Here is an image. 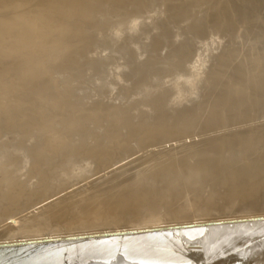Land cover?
Listing matches in <instances>:
<instances>
[{"label": "bare ground", "instance_id": "6f19581e", "mask_svg": "<svg viewBox=\"0 0 264 264\" xmlns=\"http://www.w3.org/2000/svg\"><path fill=\"white\" fill-rule=\"evenodd\" d=\"M139 8L142 9L138 10ZM143 10H145V13L147 12L146 14L149 13L148 16L152 14L153 18H148V16L143 14ZM138 12H142L140 15L143 14L147 18H143L144 16H140ZM127 15L129 17V22L127 21L128 17L127 20H124ZM156 15L162 16H159L161 17L160 19L157 17L159 19L157 20L154 19ZM163 16H165L164 19L166 20V23L168 22L170 24L171 28L173 27L175 30L179 29L177 32L181 35H187L191 41H201V44L200 42H196L197 44H200L196 47L198 49L200 46L201 49L204 46V43H208L211 38H215L214 36H216V38L219 36L220 40L222 39L228 45L230 44L231 47L234 42H238V47L236 44V47L234 46L236 49L234 48V51H232L235 52V54H237L236 51L238 52L236 59L233 58L234 60H232V62L235 63L234 67H238L237 65H239L241 63L240 60H242L243 65L244 62L246 63L244 67L248 68L247 71L250 69V72L246 71L247 78L251 75V77L248 78V82H253V80H250L252 74L255 76L253 83H255V80L262 75V81L264 82V0H0V121L3 123L5 122V125L3 124L4 127H0V241L16 239L34 240L38 237L64 238L78 235H101L110 232H122L124 230L153 227L160 224L172 225L196 221H215L220 219L249 218L256 216L264 217V124L257 125V122L253 127L242 128L241 130L235 129L232 133H228L229 131L225 132V128V131H218V128L225 124L222 123L223 125L220 126L221 122L218 120L220 124L219 126H216L214 115L216 118L218 115V117L224 118L223 109L220 107L217 109L218 114H214L212 111L214 115L208 113L211 114L212 117L206 119L215 121V125L212 122L214 126H204L203 128L197 127V129L196 127L194 128V121L191 116L194 114L191 112L193 111L192 109H197L198 106L199 108L201 106L204 107V110L203 108L202 110L205 112L207 107L205 108V105L202 104L203 102H200V95L202 93H198L199 95L197 96L199 97L196 98L197 100L194 102V99H192L193 96L191 97L189 95L188 90L187 93L190 96L188 101V98L186 97L189 96L185 95L182 91L184 88H179L181 86L178 84L180 83V80L176 81L178 83L175 82V85L178 84L179 87H173L174 85L172 83V91L169 92L165 89H170L167 85L171 83L169 82L167 84L166 81L168 80L165 79L166 86L165 89H162L164 85L162 86L160 83H163V81L157 85L159 79H157L156 83L154 80L155 76H153V78L149 77V73L142 71L145 66H142L141 68L138 67L142 69H139L141 73L138 75L141 76L135 78L133 73V68L135 67L128 65L127 68H129V71H127V68L126 71H122L121 68L123 67L119 64L121 68L113 69L115 70L112 73L113 77L111 75L112 79L114 78L113 81L107 80V77L103 75L104 78L106 77V81L102 77L103 82L98 83L99 80L97 81L98 77L96 74L99 65L98 67H95L97 68L96 74L95 72L92 74L89 73L91 76L96 75L97 78L94 76L90 77L92 80L95 78L97 82L92 83L95 79L93 81L90 79L92 81L90 82L91 84L85 83V87H80L83 91H81L83 93L81 97L78 98L72 90L71 92L77 97L76 99L72 98L71 100H74L71 102L68 99L71 98L70 96H73V94L70 92L71 94L69 98L64 100L68 95H65V93L62 92L64 94L62 95L67 97L63 99L59 94V99L62 98L64 101L68 100L71 103L70 105L66 104V106H62V104L59 105L60 100L58 99L57 101L59 103L56 105V98L54 99V101H56L55 104H52L54 101L51 104L54 105V107L60 106L57 108H61L59 110L55 109L58 113L56 119H54L56 116H53V119H50L52 116H47L52 114L51 112H47V110H49L48 107L50 106H48L46 110H42L44 105H42L43 107L41 106L42 108L40 107L42 104L41 101V104H35V108L39 105L42 112H47L45 115L47 114L46 118L50 119H47L49 122L52 121L49 124L51 127L54 125L52 128H45L49 122L41 111L40 113L44 118L43 121L46 120L45 122H48L47 125H45V122H39L41 119L39 114L32 115V113H34L33 111H38L39 107L36 110L35 108L34 110L31 109L29 117H25V114H29V103H31L29 100L27 101V99L31 97V99L35 101L37 100V96H39L36 94V97L34 95L36 99L32 98V93L34 92V89L32 88L33 84L39 85L40 82L41 86V82L44 80V77H46L41 74L42 71L46 69V67L48 69V67L52 66V63H49L48 61L54 59L57 60L56 57L52 59L53 56L48 61L45 59L48 52L51 55V51L54 50V48H57L59 42L63 43V41H58L57 39L65 40L66 38L68 42L71 40L69 38L72 37L73 34L78 33V35H83L84 33L83 36H85V33L90 35V32H94V34L95 32L103 34V32L108 33V31H114V29L117 33L119 32L123 36L134 33L139 34L149 30H160V33H162V31L166 30L165 28L168 26L163 22L164 19L162 20L164 24H161V22L158 23ZM115 18H119L118 21L117 19L115 20ZM152 19L155 20L154 22H158L154 24ZM78 20L79 22H77ZM110 33L112 35V32ZM160 33L159 35L161 36ZM163 34L165 35V33ZM248 35L253 37L252 40L255 42L254 45L256 44V46L249 45L253 43L252 40L249 41L251 38L247 37L249 40L246 41L251 42H248V45L254 48H245L247 44L245 36ZM98 36L100 35H97V37ZM105 38L106 37L103 39ZM79 39L80 38H78V40ZM92 39L90 38V40ZM207 39L208 41H206ZM217 39L215 42L211 39L213 41L211 42L216 43L218 42ZM156 40H158V38H156ZM204 40L205 42L202 43ZM169 41L173 42L174 40ZM133 42L134 41H132V43ZM118 43H120V41ZM212 43H210V45ZM221 43L223 42L220 41L219 46ZM192 44L194 45V43ZM78 45L80 46V44ZM148 45L150 44H147L146 47ZM100 46L101 45H99V47ZM142 46H144V44ZM208 46L206 45L207 49L210 48ZM180 47L181 46H179V48ZM214 47H216V45ZM231 47L228 46L229 49L227 50V47L223 49V47L217 46V48H220V51L223 49L222 53L224 54L225 51L231 52ZM60 48L62 49V47ZM116 48L118 51L122 50V52L126 49ZM175 48L173 50H175ZM183 48H185V46ZM190 48L192 49L194 47ZM74 49L76 48L74 47ZM205 49L206 48L203 50ZM203 50L201 51V54H196H200L201 56L203 53L205 58H208V54L212 55V53H208L210 49L207 51ZM60 52H62V50ZM122 52L121 54H118L120 57L123 55ZM177 52H180V49ZM204 52H207L206 55L208 56H206ZM78 53H80V51ZM112 53L114 52L112 51ZM213 53L217 54L218 52ZM83 54H85V52ZM182 54L184 55V53ZM182 54L180 55V58ZM224 54L219 52V57ZM57 55L55 54L54 56ZM197 57L199 59V56ZM201 57L200 59L203 61L206 60ZM39 58L42 59L40 62L43 61V65H40L42 63L38 64L37 60ZM64 58L66 57L64 56ZM108 58L107 60L109 61ZM252 59H257L258 62H256L257 60L252 62ZM79 60L81 59L79 58ZM150 60L151 59L148 61ZM180 60L181 59H178V61ZM202 60H200V64H202ZM210 60L213 61V57H210ZM71 61L73 60L71 59ZM117 61H119V59ZM36 62L40 65L39 67L35 64ZM206 62L207 61H205V64L203 62V64L208 66L206 65ZM230 62L228 63L230 64ZM255 62L258 64L255 65ZM61 65H63V63ZM152 65V67H154V64ZM155 65L157 67L158 64ZM204 65L201 66L205 67ZM243 65H241V68L244 69ZM64 66L67 67L68 65ZM93 66H90V68ZM147 66L146 68H148ZM149 66L151 67V64ZM166 66L161 65V67L165 68H161L160 70H166ZM102 67H107V65ZM130 67L133 69V72ZM63 68L64 67H62V69ZM67 68H65V70ZM95 68L91 70L95 71ZM157 68L155 69L154 67L156 72L160 67ZM101 69H99V71H101ZM65 70L62 71L66 72L67 70ZM104 70L105 69H103V71ZM110 70L112 71L111 68ZM204 70H207V68ZM225 70L228 69L225 68ZM147 71H149V69ZM151 71L153 72L154 70ZM244 72L245 71H243L242 74L245 76ZM73 73L75 74L76 72ZM101 73L102 71L99 74ZM131 73H133V75H131ZM259 73H262V75H259ZM76 74H80V72H77ZM178 75L179 78H176V76L175 78L182 79V76H180L181 74ZM222 75L223 74H221V76ZM13 76L16 77L15 80H13L14 82L12 79L10 80L11 77L14 78ZM81 76H78L77 78L82 79ZM223 76H225V74ZM111 77L109 76V78ZM230 77L227 79L229 87L233 82V80L230 82V79L233 78ZM72 78L75 79L74 76ZM156 78L160 77L156 75ZM244 78L246 79V77ZM244 78H240L241 80L239 79V87L241 86V82L244 81ZM145 79L146 82H148L147 86L153 84L151 89L154 88V92H146L147 87L145 86ZM150 79H153L155 82L153 83V81H151L150 83L148 81ZM168 79H172V77L169 76ZM176 79L173 80L175 81ZM86 80L88 79L86 78ZM259 80H261V78ZM259 80L257 81L258 83H255L254 85L259 86V83L261 84L262 82H259ZM11 81L13 84L10 83ZM83 81L81 80V82ZM235 81L237 82V80ZM128 82H130L129 87L131 89L127 88L128 84L126 83ZM244 82H247V80ZM73 83H75V81ZM122 83H125L127 86L125 87ZM64 84L65 83H63V85ZM114 84L118 87L121 85V88L119 87V89ZM224 84L221 85L222 88ZM151 86L152 85L149 87ZM238 86L236 83V87ZM260 86L257 88H260ZM144 87H146V89ZM149 87L148 90L150 89ZM227 87L228 86L225 85L224 89ZM248 87H250V85ZM248 87L244 88L249 90V93L252 89H255L253 88V85H251L250 88ZM36 88L37 87H35V91L37 92L41 90V87L37 90ZM71 88L73 89V87ZM78 88L79 87H77V89ZM114 88L119 90L115 92L117 89L115 90ZM194 89H196V87ZM219 89L221 88L219 87ZM242 89H240V91H242ZM262 89L264 90V88ZM262 89L257 93V96L259 97L258 99L260 100L264 99V91ZM70 90H67V92ZM143 90L145 92H143ZM161 90L169 93H162ZM225 91L223 90V92ZM233 91L235 90L233 89ZM236 91H238V89ZM78 92L79 89L77 93ZM112 92L117 95L116 101L119 103L118 105H113V102L111 103V101L115 100L114 97L112 98V94L110 95ZM211 92L214 93V91ZM221 92L220 94L223 93ZM227 92H225L224 95H226ZM231 92L232 90H230V93H227V95L229 94L232 96L233 94H231ZM254 94L256 95V93ZM107 95L111 96L110 98H112V100L108 98L109 96ZM213 95H215V93ZM249 95L246 94L243 99ZM106 96L110 99L109 101L106 99L110 104L105 101ZM134 96H138L139 98L136 97L135 99ZM211 96L212 95L210 94V97ZM257 96L256 98H253L254 100L249 96L248 99L253 100V102H251L252 104H246H249L248 108L256 103L254 101L257 99ZM43 97L40 95L42 101ZM96 97L97 100H94ZM46 98V100H50L47 96ZM98 98L100 100H98ZM101 98H104V100H101ZM232 99L233 97L228 99L227 96V98L224 99L225 102L222 100L218 102L216 100L218 103H215V100H213L215 104H220V102H222L224 106H227L224 103H226V101L229 102V100ZM234 99L237 100L236 97H234ZM246 99L247 98L244 100ZM63 100H61V103ZM186 101H188L189 104H184ZM237 102L234 103L239 105L240 102L239 104ZM244 102L245 101H243V103ZM34 103H37V101ZM45 103L48 102L45 101ZM228 104L230 105V103ZM241 105L243 106L242 103ZM211 106L210 108L215 107V105ZM217 106L218 105H216V108ZM262 107H264V105H261V108ZM52 108L53 107H51L50 110H52ZM199 108L197 110H200ZM243 108L245 109L246 107ZM261 108L260 106L258 107V109ZM66 109L69 111L66 112ZM190 109L191 111H189ZM234 110L236 111L237 109L235 108ZM23 111L28 112L24 114ZM187 111L192 114L190 115ZM249 111L251 110L249 109ZM254 111L256 114V109L252 110V112ZM196 112L199 113L198 115L202 113L199 111ZM35 116L38 118V120L36 119V122H38H34L37 125L30 123V119ZM194 116L196 118V114ZM258 116L262 117L261 114ZM244 117L245 116L243 115L242 118ZM221 118L219 119L221 120ZM226 119L228 120V117H226ZM32 120H35V118ZM196 120H198V117ZM245 120L248 119L245 118L239 123L242 124V122H246ZM204 122L206 121L204 120ZM262 122L264 123V121H261V123ZM39 123L40 125L38 126ZM195 123H197V121ZM200 123L203 124V122ZM41 124H44V128L40 127ZM243 124L245 125V123ZM227 125L225 127H227ZM230 125L235 126L236 124L230 123ZM240 127L238 126L239 129ZM187 138H189V140ZM171 142H176V145L169 146L166 144ZM165 144L168 146H163ZM150 148L157 149L153 150ZM53 199L55 200L53 201ZM48 201H50V203L44 204ZM41 204L44 205L39 210L25 215ZM12 219H16L17 221L12 223ZM258 234H264V222L235 224L226 228L209 230L208 234H206L208 242H205L204 245H206L207 250L210 249L212 245L213 248L216 247L215 250H221L228 246H239L251 242L256 239ZM205 240H207L206 237ZM261 248L255 247L254 251L257 255L263 256L264 252Z\"/></svg>", "mask_w": 264, "mask_h": 264}, {"label": "rangeland", "instance_id": "374dc122", "mask_svg": "<svg viewBox=\"0 0 264 264\" xmlns=\"http://www.w3.org/2000/svg\"><path fill=\"white\" fill-rule=\"evenodd\" d=\"M142 8H139L138 10H141ZM146 10V9H145ZM145 10H143L142 12H143V14H145L146 16H148L149 15V13L148 14H146L145 13ZM142 12H138L139 13V15H140V13H142ZM143 14H141L140 16H144ZM146 16H144L143 18H145ZM154 16V15H153ZM159 16H162V15H159ZM159 16H155L154 17V19H157V20H159L161 17H159ZM127 17H128V15L124 18V20L126 19L127 20ZM150 17H152V14H150V16H148V18H150ZM159 19H158V18ZM131 18V17H130ZM139 18V17H138ZM147 18V17H146ZM153 18V17H152ZM165 18V16H163V18L158 22V21H156V22H154L155 20H153L152 19V22L155 24V23H160L161 22V24L163 23V22H165L166 23V20L164 19ZM117 19V21H118V19L119 18H115V20ZM165 21H164V20ZM162 20H163V22H162ZM128 22H129V17H128V20H127ZM77 22H79V20L77 21ZM151 22V23H152ZM152 23V24H153ZM164 24V23H163ZM166 25H168L165 29L166 30H163L162 31V33H160L161 31L160 30H157V31H147V32H143V33H134V34H128L129 35V37H128V35H122V34H120L119 32L117 33V31L114 29V31H116V32H114L113 30L112 31H110V32H112V35H111V33L108 31V33L107 32H103V34L102 33H100V34H98L97 32H95V34H94V32L92 33V32H90L92 35H95V36H92L91 34L89 35V34H87V33H85V36H83L84 35V33H83V35L82 34H79L78 35V33L77 34H73V36L72 37H68L69 39H71V40H69L68 42H67V40H66V38H65V40H61V39H57L58 41H63V43L62 42H59V44H58V46H57V48H54V50H52L53 51V53H52V51H51V55H50V53L48 52V54L46 55V57H45V59L48 61V60H50V58L52 57V59H54V57H56L57 58V60L56 59H54V60H50V61H48L49 63H52L51 65V67H48V69H47V67H46V69H44L43 71H42V75L43 76H46V77H44V80H46V81H42L41 82V86H40V82H39V85L38 84H33V89H34V92L32 93V98L33 99H36L35 97H36V94L37 95H39V96H37V100H32L31 99V97H29V99H27V101L29 100V102H31V103H29V109H28V111H29V114H25L26 112H28V111H23V113L25 114V117H29V115L31 114V109L32 110H34V108H35V104L37 105L38 103L39 104H41V102H42V104L40 105V107L42 106V105H44V107H43V109L42 110H46V108L48 107V106H50V107H48V109L49 110H47V112H51V113H48V114H51V115H47V116H52V118H50V119H53V116L55 117L54 119H56L57 118V115H58V113H57V111H55V109L57 110H59V109H61V108H57V107H60V106H55L54 107V105H52V104H55V102L57 101V99L58 100H60V103L57 101V103H56V105L59 103V105L60 104H62V106L64 105V106H66V104L67 105H70L71 103H70V101L72 102L74 99H76V97L78 96V98L79 97H81L82 95H83V91H82V89L81 88H83V86L85 87V83H89V84H91L90 82H92L95 78H97V81L99 80V82L98 83H100V82H103L102 80V77L104 78V76H106L105 78L107 79V80H110V81H113L114 80V78L112 79V77H113V71H115V70H113L114 68L115 69H117V68H121V67H123V68H121L122 69V71L123 70H125L126 71V68L128 67V65L129 66H131V67H135V68H133L134 69V72H133V69H132V72L134 73V76H135V78H139L140 76H138L139 75V73H141V71L140 70H142V69H140L142 66L144 67L143 68V70L142 71H146L147 73H149V77H152L153 78V76H155L154 78V80L156 81V83H157V79H159L158 80V83H157V85H159V83L161 82V81H163V83H160V84H162V89L164 88L165 89V86H166V82H167V84L170 82L171 84H168L167 85V87L169 86V88L171 89H165L166 91L168 90L169 92H171L172 91V86L173 87H175V86H178V84L179 85H181L179 88L181 89V88H184V89H182V91L184 92V94L185 95H187V96H193V98L192 99H194V102L197 100L196 98H198L199 96H197V95H199L198 93H204L203 95L201 94L200 95V97L202 98V100H201V98H200V102L202 103V104H204L205 105V108L207 109V110H205V112L203 111L204 110V107H201L200 106V108H199V106L197 107V109L199 108L200 110H197V109H195V108H191L193 111H191V109L189 110V111H191L192 113H194V114H192V113H190V112H188L191 116H192V118H193V127L195 128L196 127V129H197V127H201V128H203L204 126H206V127H210V126H212L213 125V123H214V125H215V121H210V120H206V119H208V117H212V115L211 114H208V113H212V111H213V113L214 114H218V110L217 109H219L220 107L223 109V112L225 113H223V117L224 118H221V117H218L217 115V118L215 117V115H214V118H215V120H216V126L218 125L219 126V124H220V122H221V124H220V126L221 125H223L224 123V126H221V127H223V128H218L217 130L218 131H225V132H228V133H232V132H234L235 131V129H237V130H241L242 128L243 129H245V128H247V127H253L254 125H256L255 123H257V125L258 124H264L263 122L261 123V121H264V114H262V113H264V109H262V108H264V107H262L261 108V105L263 106L264 105V99H262L263 100V102H262V100H260V99H258L259 97L257 96V93H258V91H261V89L262 88H264L263 86H264V82L262 81V73H259V75H262V76H260L259 78H257V80H255V83H258L257 81L261 78V80H259V82L260 81H262L261 82V84L259 83V86H260V88H257V87H259L258 85H254L255 83H253L254 82V77L255 76H253V74H252V78L250 79L251 81L253 80V82H248L249 80H248V78H250L251 77V75L247 78V76H246V73L247 72H250V69H249V71H247L248 70V68H246V67H244V65H246V63L244 62V65H243V61L242 60H240V66L239 65H237L238 67H234V64L235 63H233L232 62V60H234L233 58H235L236 59V56L238 55V52L236 51V53L237 54H235V52H232V51H234V48L236 47V44H237V47H238V42L236 43V42H234L233 43V46L231 47V45L229 44H227V43H225L222 39L220 40V38H219V36L216 38V36H214L215 38H211L214 42L216 41V39L218 40V42H216V43H212L213 41L210 39V38H208V39H210L209 41H210V43H212L213 44V46H212V44L210 45V43H209V41H208V39L206 40V41H208V43L207 42H205V40L202 42V43H204V46L201 48L202 50L204 49V48H206L205 50H203V51H207V50H211V52H210V50H209V52L208 53H212V55L211 54H208L210 57H213V61H211L210 60V57L208 56V55H206V53L204 52V54L206 55V56H208V58L206 57H204L203 56V53H202V57L204 58V60L205 61H207L206 63V65H208V66H205L204 64H205V61H203L202 59H200V54H201V49H200V47H199V49L198 48H196V47H198L200 44H201V41H195V40H190V38L186 35L185 36V34H180V33H178L177 31H179V29L177 30H175V28L173 29V27L171 28L170 27V24L167 22L166 23ZM173 26V25H172ZM171 30H170V29ZM170 31V32H169ZM96 33H97V35H100V36H98L97 37V35H96ZM117 33V34H116ZM151 33V34H150ZM156 33V34H155ZM159 33L161 34V36L159 35ZM163 33H165V35L163 34ZM178 33V34H177ZM106 34V35H105ZM109 34V35H108ZM137 34V35H136ZM144 34V35H143ZM152 34H154V35H157V36H154V35H152ZM171 34V35H170ZM173 34H175L176 35V37H175V35H173ZM75 35V36H74ZM82 35V36H81ZM88 35V36H87ZM103 35H104V37H106L105 39H103L104 37H103ZM107 35H108V37H107ZM135 35V36H134ZM141 35H142V37H141ZM152 35V36H151ZM168 35V36H167ZM173 35V36H172ZM177 35H179V36H177ZM145 36V37H144ZM148 36H149V38H148ZM167 36V37H166ZM184 36V37H183ZM84 37V38H83ZM86 37V38H85ZM92 39V40H90V38ZM101 37V38H100ZM115 37V38H114ZM119 37H121V38H119ZM139 37V38H138ZM151 37V38H150ZM188 37V38H187ZM246 38L247 37H249V38H251L250 40L247 38H245V41L246 40H249V41H251L252 39H253V37L252 36H245ZM75 38V39H74ZM78 38H80L79 40H78ZM87 38H88V40H87ZM95 38V39H94ZM110 39V41H109V39ZM117 38V39H116ZM131 38H132V40H131ZM144 38H145V40H144ZM156 38H158V40H156ZM163 38H164V40H163ZM174 40H172V39ZM175 38H176V40H175ZM187 38V39H186ZM108 39V40H107ZM119 39V40H118ZM127 39V40H126ZM135 39H136V41H135ZM150 39V40H149ZM154 39V40H153ZM182 39V40H181ZM186 39V40H185ZM215 39V40H214ZM81 40V41H80ZM84 40V41H83ZM97 40V41H96ZM101 40V41H100ZM102 40H104V41H102ZM168 42H167V41ZM169 40H171V41H173L175 44H177V45H175L173 42H170ZM76 41V42H75ZM90 41V42H89ZM91 41H92V43H91ZM108 41V42H107ZM117 41V42H116ZM120 41V43H118ZM132 41H134L133 43H132ZM139 41V42H138ZM145 41V42H144ZM153 41V42H152ZM157 41H158V43H157ZM161 41V42H160ZM163 41H164V43H163ZM183 43H182V42ZM194 41V42H193ZM212 41V42H211ZM220 41L221 42H223V43H221L220 44V46H219V43H220ZM248 41V42H249ZM72 42V43H71ZM79 42V43H78ZM81 42V43H80ZM103 42V43H102ZM114 43V44H112V43ZM125 42V43H124ZM127 42V43H126ZM129 42V43H128ZM148 42V43H147ZM160 42V43H159ZM181 42V43H180ZM190 42H192V43H194V45L192 44V43H190ZM196 42H200V44H197ZM247 41H246V43H243V44H246V46H245V48H247V47H250V46H252V45H254V43L255 42H253V40H252V42L253 43H251V42H249V43H251V44H249ZM67 43V44H66ZM76 43V44H75ZM89 43V44H88ZM97 43V44H96ZM155 43V44H154ZM157 43V44H156ZM162 43V44H161ZM169 43V44H168ZM179 43V44H178ZM195 43H196V45H195ZM218 43V44H217ZM63 44H66V45H63ZM78 44H80V46L78 45ZM121 44V45H120ZM124 44V45H123ZM133 44V45H132ZM144 44V46H142ZM147 44H150V45H148L147 47H146V45ZM172 44H174V45H171ZM189 44V45H188ZM216 45V47H214L215 45ZM223 44H224V46H223ZM225 44H226V46H225ZM250 46H249V45ZM74 45V46H73ZM76 45V46H75ZM90 45V46H89ZM99 45H101L100 47H99ZM104 45V46H103ZM108 45V46H107ZM112 45H114V46H112ZM119 45V46H118ZM128 45H130V46H128ZM156 45V46H155ZM181 46L180 48H179V46ZM182 45H184L185 46V48H183L184 46H182ZM192 45V46H191ZM203 45V44H202ZM206 45L208 46V47H210V48H208L207 49V47H206ZM222 45V46H221ZM66 48H65V47ZM79 46V47H78ZM84 46V47H83ZM102 46H103V48H102ZM110 46V47H109ZM136 48H135V47ZM159 46H160V48H159ZM170 46V47H169ZM177 46V47H176ZM186 46H187V48H186ZM217 46L218 47H223V49L225 48V47H227L226 49L228 50L229 48H228V46L229 47H231L230 49V51L231 52H228V51H225V54L224 53H222V51H223V49L220 51V48H217ZM235 46V47H234ZM244 46V45H243ZM254 46H256V44L254 45ZM60 47H62V49L60 48ZM65 49H64V48ZM74 47L76 48V49H74ZM85 47H86V49H85ZM94 47V48H93ZM99 47V48H98ZM116 47H118L119 49L121 48V49H125L124 50V52H122V50H120V51H118V49L116 48ZM123 47V48H122ZM130 47V48H129ZM132 47H134V48H132ZM149 47V48H148ZM170 49H169V48ZM176 47V48H175ZM189 47V48H188ZM190 47H194V48H190ZM258 47V46H257ZM92 48V49H91ZM108 49V51H107V49ZM114 48V49H113ZM152 48V49H151ZM172 48V49H171ZM175 48V50H173ZM214 48V49H213ZM250 48H254V47H250ZM57 49V50H56ZM62 50V52H60L61 50ZM71 49V50H70ZM110 49V50H109ZM113 49V50H112ZM116 49V50H115ZM157 49V50H156ZM163 49H164V51H163ZM179 49H180V52H177V51H179ZM183 51H182V50ZM191 49V50H190ZM216 49V50H215ZM219 51H218V50ZM236 49V48H235ZM69 50V51H68ZM75 50V51H74ZM85 50V51H84ZM136 52H135V51ZM170 50H171V52H170ZM188 50H190V51H188ZM201 50V51H200ZM214 50V51H213ZM248 50V49H247ZM80 51V53H81V55H80V53H78ZM91 51V52H90ZM101 51V52H100ZM112 51L114 52V53H112ZM126 51V52H125ZM130 51V52H129ZM158 51H160V52H158ZM193 51H194V54H193ZM253 51V50H252ZM54 52H55V54L57 55V53H58V55L57 56H54L55 54H54ZM77 54H79V55H77ZM85 52V54H83ZM105 52H106V54H105ZM116 52V53H115ZM121 52H122V54L123 55H121V57H120V55H118V54H121ZM132 52V53H131ZM142 52V53H141ZM158 52V53H157ZM172 53V54H169V53ZM174 52H175V54H174ZM192 52V53H191ZM213 52H218L217 54H215V53H213ZM219 52L221 53V54H224L223 56L222 55H220L221 57H219ZM70 53V54H69ZM71 53H73V54H71ZM91 53H93V54H91ZM102 53H104V54H102ZM109 53H110V55H109ZM126 53V54H125ZM129 53V54H128ZM133 53H134V55H133ZM156 53V54H155ZM161 53H162V56H161ZM168 53V54H167ZM182 53H184V55L182 54ZM198 53H200L199 55H197ZM230 55H229V54ZM52 54H54V55H52ZM62 54V55H61ZM87 54V55H86ZM115 54V55H114ZM116 54H117V56H116ZM165 54H166V57H165ZM179 54V55H178ZM182 54V56H181V58H180V55ZM187 54V55H186ZM192 54V55H191ZM233 54V55H232ZM50 55V56H49ZM93 55V56H92ZM100 55H101V57H100ZM107 55H109V56H107ZM131 55V56H130ZM137 55V56H136ZM155 55H157V56H155ZM172 55V56H171ZM175 55H178V56H175ZM214 55H216V56H214ZM230 57H229V56ZM64 56L66 57V58H64ZM106 56V57H105ZM111 56H112V59H116L115 61L114 60H112L111 59ZM115 56V57H114ZM119 56V57H118ZM132 56H134V57H136V58H134V57H132ZM139 56V57H138ZM150 56V57H149ZM161 56V57H160ZM174 56V57H173ZM190 58H189V57ZM193 56V57H192ZM197 56H199V59H198V57ZM234 56V57H233ZM104 57V58H103ZM109 57V58H108ZM130 57H131V60H130ZM138 57V58H137ZM173 57V58H172ZM179 57V58H178ZM184 57V58H183ZM192 57V58H191ZM201 57V58H202ZM215 57H218V58H215ZM49 58V59H48ZM59 58H60V60H59ZM75 60H74V59ZM77 58V59H76ZM79 58L81 59V60H79ZM88 58V59H87ZM92 58H93V60H92ZM103 58V59H102ZM107 58L109 59V61L107 60ZM169 58V59H168ZM178 58V59H181L180 61H178V59H177V61H178V63H177V61L175 62V60ZM186 58V59H185ZM226 58V59H225ZM232 58V59H231ZM242 58V57H241ZM63 59V60H62ZM64 59H65V61H64ZM66 59H67V61H68V64H67V61H66ZM71 59L73 60V61H71ZM96 59V60H95ZM119 59V61H117ZM120 59H122V60H120ZM125 59H127V60H125ZM136 59V60H135ZM139 59V60H138ZM143 59H144V61H146V62H144L143 61ZM149 59H151L150 61H148ZM159 59V60H158ZM165 59V60H164ZM183 59V60H182ZM185 59V60H184ZM192 61H191V60ZM196 59V60H195ZM210 61H208V60ZM229 59V60H228ZM255 59V58H254ZM254 59H252V62H254V61H256V60H254ZM42 59L41 58H39L37 61H38V64H40V63H42V64H40V65H43V61L42 62H40ZM58 62H56V61ZM84 60V61H83ZM125 62H124V61ZM160 60H162V61H160ZM164 60V61H163ZM174 60V61H173ZM199 60V61H198ZM200 60H202L201 61V63L202 64H200ZM218 60V61H217ZM61 61H63V62H61ZM77 61V62H76ZM91 61V62H90ZM98 61V62H97ZM100 61H101V64H100ZM114 61V62H113ZM123 61V62H122ZM130 61V62H129ZM158 61V62H157ZM188 61V62H187ZM214 61H216L217 62V64H216V62H214ZM226 61V62H225ZM231 61V62H230ZM53 62H54V64H53ZM69 62H70V64H69ZM86 62H89L90 63V65H89V63H86ZM93 62V63H92ZM110 62V63H109ZM119 62V63H118ZM122 62V63H121ZM140 62H142V63H140ZM170 62V63H169ZM173 62H174V64H173ZM183 62V63H182ZM203 62H204V64H203ZM221 62V63H220ZM228 62H230V64L228 63ZM236 62V61H235ZM256 62H258V60L256 61ZM255 62V65H257L258 63H256ZM57 65H56V64ZM63 63V65H61ZM78 63H79V65H78ZM99 63V64H98ZM129 63V64H128ZM132 65H131V64ZM147 63H149V64H147ZM161 63V64H160ZM180 63V64H179ZM186 63H188V64H186ZM194 63V64H193ZM209 63V64H208ZM211 63H213V64H211ZM228 63V64H227ZM35 64H37V62L35 63ZM37 64V66L39 67L40 65H38ZM59 64H60V66H59ZM111 64V65H110ZM118 64V65H117ZM119 64L121 65V67L119 66ZM124 66H123V65ZM126 64V65H125ZM134 64H136V65H134ZM151 64V67L149 66ZM152 64H154V67H155V69L158 67H160L158 70H157V72H156V70L154 69V67H152L153 65ZM155 64H158L157 65V67H156V65ZM168 64H170V65H168ZM222 64V65H221ZM227 64V65H226ZM231 64H232V66H231ZM64 65H68L67 67H65ZM93 65H95V66H93ZM97 65V66H96ZM102 66H106L107 65V67L109 66L111 69H112V71L110 70V68L108 67H102V69H101V67ZM117 65V66H116ZM138 65V66H137ZM140 65V66H139ZM148 65V66H147ZM161 65H167L166 66V70H160L161 68L162 69H164L163 67H161ZM185 65V66H184ZM204 65L205 67H202V66ZM211 65V66H210ZM213 65V66H212ZM229 65V66H228ZM241 65H243V67H244V69L243 68H241L242 66ZM57 68H56V67ZM64 67L63 69H62V67ZM90 66H93V67H91L90 68ZM99 66V67H98ZM146 66L148 67V68H146ZM172 68H171V67ZM179 66V67H178ZM188 66V67H187ZM190 66V67H189ZM193 66V67H192ZM215 66V67H214ZM221 66V67H220ZM227 66V67H226ZM248 66V65H247ZM43 67V66H42ZM55 67V68H54ZM69 67H71V68H69ZM78 67V68H77ZM95 67H98L99 69H101V71H102V73L101 74H99L101 71H99V69H98V71H97V68H95ZM113 67V68H112ZM124 67H125V69H124ZM138 67H140V68H138ZM151 69H150V68ZM175 67V68H174ZM183 67V68H182ZM187 67V68H186ZM218 67V68H217ZM224 67V68H223ZM234 67V68H233ZM53 68H54V71H53ZM60 68H61V70H60ZM65 68H67L66 70H65ZM76 70H75V69ZM86 68V69H85ZM88 68H89V70H88ZM93 68H95V71L94 70H91V69H93ZM145 68H146V70H145ZM190 68H191V70H190ZM205 68H207V70H204ZM212 68V69H211ZM216 68V69H215ZM225 68L226 69H228V70H225ZM241 68V69H240ZM58 69V70H57ZM79 69V70H78ZM85 69V70H84ZM103 69H105L104 71H103ZM130 69V70H131ZM140 69V70H139ZM149 69V71H147ZM182 69V70H181ZM199 69V70H198ZM240 69V70H239ZM60 70V71H59ZM62 70H65L66 72H64V71H62ZM78 70V71H77ZM88 70V71H87ZM138 70V71H137ZM151 70H154L153 72L151 71ZM160 70V71H159ZM178 70V71H177ZM190 70V71H189ZM193 70V71H192ZM194 70H196V71H194ZM0 71H1V69H0ZM44 71H47V72H44ZM57 71V72H56ZM83 71V72H82ZM85 71V72H84ZM87 71V72H86ZM90 71V72H89ZM96 71H97V74H96ZM107 71V72H106ZM110 71V72H109ZM116 71H118V70H116ZM121 71V70H120ZM127 71H129V68H127ZM140 71V72H139ZM151 71V72H150ZM159 71V72H158ZM164 71V72H163ZM221 71V72H220ZM226 71V72H225ZM231 71V72H230ZM238 71V72H237ZM243 71H245L244 73H245V76H244V74H242L243 73ZM247 71V72H246ZM61 72V73H60ZM68 72H70V73H68ZM73 72H80V74H74ZM81 72H82V74H81ZM95 72V74L97 75V77H96V75L94 76L95 78H93V80H92V78L91 77H93V76H91L90 74H92V73H94ZM99 72V73H98ZM104 72H106V73H104ZM138 74H137V73ZM162 72V73H161ZM182 72V73H181ZM183 72H185V73H183ZM197 72V73H196ZM212 72V73H211ZM233 72V73H232ZM51 73V74H50ZM54 73V74H53ZM63 73V74H62ZM89 74V76H88V74ZM104 73V74H103ZM133 73H131V75H133ZM152 73H154V74H152ZM156 73H159V74H156ZM188 73V74H187ZM193 73H194V75H193ZM203 75H202V74ZM230 73V74H229ZM46 74V75H45ZM72 74V75H71ZM151 74V75H150ZM157 76H159L160 78H156V75ZM178 74H181L180 76H182V79H176V78H179V75ZM183 74V75H182ZM201 75V76H199V75ZM218 74V75H217ZM221 74H225V76H221ZM229 74V75H228ZM232 74V75H231ZM234 74V75H233ZM248 74H251V73H248ZM55 75H57V76H55ZM68 75H70V76H68ZM75 75H77V76H75ZM82 75V76H81ZM83 75H84V78H83ZM85 75H87V76H85ZM104 75V76H103ZM111 75H112V77H111ZM138 77H137V76ZM230 75H231V77H230ZM237 75V76H236ZM53 76V77H52ZM65 77V79H64V77ZM74 76V78L75 79H73L72 77ZM82 77V79H80V78H77V77ZM91 76V77H90ZM109 76L111 77V78H109ZM133 76V77H134ZM162 76V77H161ZM169 76L170 77H172V79H168L169 78ZM175 76H176V78H175ZM187 76V77H186ZM204 76V77H203ZM215 76V77H214ZM239 76H240V78L241 79H243L244 77H246V79L244 78V81H246L247 80V82H244L243 80V82H241V86L243 87V89H242V87L240 86H238V85H240V81H239ZM14 77V76H13ZM50 77V78H49ZM52 77V78H51ZM61 77V78H60ZM90 77V78H89ZM100 77H101V81H100ZM196 77V78H195ZM200 77V78H199ZM206 77H208V78H206ZM212 77V78H211ZM229 77L230 78H232V79H230V82H231V80H233V82H232V85H231V83H230V87H229V85H228V80L227 79H229ZM15 78L16 77H14V78H10V80L12 79V81L13 80H15ZM54 78V79H53ZM56 78V79H55ZM58 78H60V79H58ZM71 78V79H70ZM86 78L88 79V80H86ZM104 78V79H105ZM109 78V79H108ZM181 78V77H180ZM207 80H206V79ZM237 78H239V79H237ZM83 79H84V81H83ZM92 81H91V80ZM106 79H105V81H106ZM160 79H162V80H160ZM168 80V81H166V80ZM173 79H176L175 81L173 80ZM199 79V80H198ZM213 79V80H212ZM240 79V80H241ZM54 80H56V81H54ZM63 80V81H62ZM69 80V81H68ZM73 80V81H72ZM81 80L83 81V82H81ZM138 80V79H137ZM170 80V81H169ZM171 80H172V82H171ZM178 80H180L179 82L180 83H178V82H176V81H178ZM198 80V81H197ZM205 80V81H204ZM235 80H237V82L235 81ZM12 81L10 82V83H12ZM55 82V84H54V82ZM62 81V82H61ZM70 81H71V83H70ZM75 81V83H73ZM86 81H88V82H86ZM96 81V79H95V81H93L92 83H96L97 82ZM109 81V82H110ZM150 83H151V81H153V79H150V80H148ZM155 81H153V83L155 82ZM166 81V82H165ZM207 81V82H206ZM211 81V82H210ZM212 81H213V83H212ZM14 82V81H13ZM53 82V83H52ZM145 86L147 87V89H146V87H144L147 91L146 92H154V88L153 89H151L152 87H153V84H150V85H152L151 87H149V86H147V84H148V82H146V79H145ZM178 83L177 85H175L176 83ZM189 82V83H188ZM198 84H197V83ZM44 83H45V85H44ZM50 83V84H49ZM61 83V84H60ZM63 83H65L64 85H63ZM71 84V86H70V84ZM72 83H73V85H72ZM79 83V84H78ZM80 83H81V85H80ZM82 83H83V85H82ZM111 83H113V82H111ZM129 83L130 82H128V83H126V84H128V86L125 84V83H122L123 85H125V87L127 86V88H130L129 87ZM172 83H173V85H172ZM182 83V84H181ZM183 83H185V84H183ZM196 83V84H195ZM224 83H226V84H224ZM236 83H237V86L238 87H236ZM243 83V84H242ZM244 83H245V86H244ZM247 83V84H246ZM13 84V83H12ZM52 84V85H51ZM54 84V85H53ZM76 84V85H75ZM89 84H86V85H89ZM194 84V85H193ZM217 85V86H215V85ZM224 84V86L225 85H227L228 87V89L227 88H225L224 89V86H223V88H222V86L221 85H223ZM36 85H38V86H36ZM51 85V86H50ZM67 87H66V86ZM78 85V86H77ZM80 85V86H79ZM115 85V84H114ZM189 85V86H188ZM196 85V86H195ZM234 85V86H233ZM250 85V87H251V85H253V88H255V89H250L251 90V92L249 93V90H246V88H244V87H248ZM44 86H45V88H44ZM47 86V87H46ZM53 86H54V88H53ZM62 86V87H61ZM70 86V87H69ZM75 86V87H74ZM116 86V85H115ZM114 86V87H115ZM121 86V85H120ZM119 86V87H120ZM131 86V85H130ZM183 86V87H182ZM233 86V87H232ZM35 87H37L36 88V90L37 89H40L39 87H41V90H39V92H37V91H35ZM49 87V88H48ZM56 87H57V89H56ZM71 87H73V89L71 88ZM77 87H79L78 89H79V92L81 93H77V91H78V89H77ZM81 87V88H80ZM116 87H118V86H116ZM118 87V88H119ZM132 87V86H131ZM148 87L150 88L149 90H148ZM191 87V88H190ZM196 87V89H194ZM219 87L221 88V89H223L225 92H227V93H230V90H232V92H231V94H233L232 96H230L229 94L227 95V93H226V95H224L225 94V92H223V90H221V89H219ZM250 87H248V88H250ZM47 88V89H46ZM63 88V89H62ZM70 90V91H68L67 92V90ZM121 88V87H120ZM119 88V89H120ZM143 88V89H144ZM159 88L161 89V87L159 86ZM158 88V89H159ZM238 89V91H236L237 89ZM247 88V89H248ZM53 89H55L56 90V92H55V90H53ZM115 90L117 89V88H114ZM119 89H117L115 92H117ZM131 89V88H130ZM215 89H217V90H215ZM233 89L235 90V91H233ZM240 89H242V91H240ZM44 90V91H43ZM53 90V91H52ZM73 90V91H72ZM76 90V91H75ZM185 90H186V92H185ZM188 90H189V92H188ZM223 94V98H222V94H220V92ZM254 90H257V91H254ZM263 90V89H262ZM33 91V90H32ZM64 91H66V92H64ZM74 92V94L75 95H77V96H74V94L72 93V92ZM82 91V92H81ZM164 91V90H163ZM162 90H161V92L162 93H169V92H166V91H164L163 92ZM211 91H214V93H215V95H213L214 93L213 92H211ZM264 91V90H263ZM262 91V92H263ZM37 92V93H36ZM65 93V95H68V97L67 96H65V97H67V98H65L63 95V93ZM73 94V96H70V94L71 93ZM143 92H145L144 90H143ZM149 92V93H150ZM189 93V95H188V93ZM210 92V93H209ZM218 92V93H217ZM241 92V93H240ZM246 92H248V93H246ZM39 93H42V94H39ZM47 93H50V94H47ZM53 93H54V95H53ZM77 93V94H76ZM113 93L114 92H112V93H110V95L112 96V98L114 97V101L115 102H117L116 101V97H117V95H115L116 93H114V96H113ZM187 93V94H186ZM207 95H206V94ZM238 95H237V94ZM246 95H249V96H251V98L253 99V98H256V96H257V99L254 101V102H256L254 105H252V107L250 106L249 108H248V105H246L247 103H251V102H253V100H251V99H248L249 98V96L247 97H245V98H247L246 100H244L243 99V97L245 96L244 94ZM254 93H256V95L254 94ZM48 97V98H50V100L48 101V100H46L47 98H46V96ZM58 94V95H57ZM59 94H60V97H62L64 100H66V99H68L69 98V96L71 97V98H69L68 100H70V101H64L62 98L61 99H59L60 97H58L59 96ZM63 94V95H62ZM78 94H80V95H78ZM210 94L212 95L211 97H210ZM220 94V95H219ZM241 94H242V96H241ZM255 96H254V95ZM263 94H264V92H263ZM34 95H35V97H34ZM40 95H41V97H43V101H42V99H40ZM208 95H209V97H208ZM217 95V96H216ZM220 97H219V96ZM244 95V96H243ZM52 96H53V98H52ZM57 96V97H56ZM107 96H109V95H107ZM107 96H106V98H105V101L107 102V100L106 99H108V98H110L111 96H109L108 98H107ZM190 96L189 97H186V98H188L187 100L189 101V98H190ZM204 96V97H203ZM205 96H206V98H205ZM216 98H214V97ZM227 96H228V99H230V97H233V99H234V97H236L237 98V100L236 99H232V100H229V102L228 101H226V103H224L225 101H224V99L225 98H227ZM238 96V97H237ZM137 98H139L138 96H136ZM136 97L134 96V98L136 99ZM141 97V96H140ZM225 97V98H224ZM39 98V99H38ZM56 98V101H54V99ZM72 98H74L73 100H71ZM112 98H110L111 100H112ZM204 98V99H203ZM207 98H208V100H209V102H208V100H207ZM221 98V99H220ZM264 98V97H263ZM97 100V97L96 98H94V100ZM104 100V98H101V100ZM110 99H108V101L110 100ZM133 99V98H132ZM215 100V103L218 101H220V100H222V101H224L223 103L225 104V105H227V106H224L223 104H222V102H220V104H215L214 103V100ZM52 100V101H51ZM61 100H63L62 101V103H61ZM94 100H92V101H94ZM98 100H100L99 98H98ZM134 100V99H133ZM132 100V101H133ZM212 100V101H211ZM217 100V101H216ZM227 100V99H226ZM241 100H242V102H241ZM249 100H250V102H249ZM258 100V101H257ZM37 101V103H34V102H36ZM39 101V102H38ZM41 101V102H40ZM45 101L46 102H48V103H45ZM54 101V102H53ZM105 101H103L104 103H106ZM114 101H111V103L113 102V105H118L119 103L117 102V103H115ZM188 101H186L184 104H186V103H188ZM237 101H239L240 102V104H239V102H237ZM243 101H245L244 103H243ZM246 101H248V102H246ZM34 104H33V103ZM53 102V103H52ZM67 102H69V103H67ZM208 102V103H207ZM211 102H212V106L213 105H215V107L213 108L212 106H211ZM217 102V103H218ZM234 102H237L239 105H237L236 103H234ZM47 105H45V104ZM52 103V104H51ZM63 103H65V104H63ZM108 103V102H107ZM115 103V104H114ZM209 103H210V105H209ZM214 103V104H213ZM228 103H230V105L228 104ZM241 103L243 104V106L241 105ZM260 103H261V105H260ZM263 103V104H262ZM30 104H31V106H30ZM50 104V105H49ZM108 104H110V103H108ZM189 104V103H188ZM201 104V105H202ZM206 104H208V105H206ZM237 105V106H235V105ZM252 104V103H251ZM250 104V105H251ZM112 105V104H111ZM216 105H218L217 106V108H216ZM232 105V106H231ZM260 106V108L262 109H258V107ZM34 106V107H33ZM210 106L212 107V108H210ZM223 106H224V108H223ZM239 106V107H238ZM256 106V107H255ZM39 107V105L35 108V110L37 109ZM40 107H39V109H38V111L36 110V111H33L34 113H32V115L33 114H36V115H38L39 114V116H40V118L42 119H40L39 120V122L41 123H44L47 119H49V118H46V115H45V113H47L46 111H41L40 110ZM41 107V108H42ZM51 107H53L52 108V110H53V112H52V110H50V108ZM225 107H226V110H225ZM229 107V108H228ZM243 107H246L245 109H246V111H245V109L243 108ZM202 108H203V110H202ZM216 108V109H215ZM237 109L236 111L234 110V109ZM239 108H240V110H239ZM242 108V109H241ZM252 108V109H251ZM256 109V114H257V116L259 115V114H261L262 115V117L261 116H258V118H257V116H256V114H255V111L254 112H252V110H255ZM68 109H69V107H68ZM68 109H66L67 111L66 112H68L69 110ZM210 109H212V110H210ZM228 109V110H227ZM230 109H231V112H230ZM249 109L251 110V111H249ZM199 111L201 114L200 115H198L199 113L198 112H196V111ZM202 110V111H201ZM233 110V111H232ZM240 112H239V111ZM258 110V111H257ZM40 111H41V113H44V117L46 118V120L45 121H43V115H41V113H40ZM235 111V112H234ZM261 111V112H260ZM35 112H38V113H35ZM233 112H234V114H233ZM242 112V113H241ZM247 112V113H246ZM252 112V113H251ZM258 112H260V113H258ZM55 113H57V114H55ZM245 113V114H244ZM251 115H250V114ZM196 114V118H195V115ZM207 114H208V116H207ZM249 115V116H247V115ZM28 115V116H27ZM233 115H235V116H233ZM241 115H242V117H243V115L245 116L244 118H242L241 117ZM201 116V117H200ZM248 118H247V117ZM197 117H198V120H199V122H198V120H196L197 119ZM199 117H200V119H199ZM205 117V118H204ZM207 117V118H206ZM226 117H228V120L226 119ZM236 117V118H235ZM251 117V118H250ZM254 117V118H253ZM256 117V118H255ZM35 118V120H32V119H34ZM204 118V119H203ZM219 118H221V120L219 119ZM230 118V119H229ZM238 118H240V119H238ZM248 119V120H245L246 122H242V124L241 123H239V122H241L243 119ZM32 119H30V123L31 124H34V125H37V124H35L34 122H36V119L38 120V118H37V116H35V117H32ZM49 119V120H50ZM111 119V118H110ZM222 119H223V121H222ZM226 119V120H225ZM234 119V120H233ZM254 119H255V122H254ZM257 119H258V121H257ZM49 120H47L48 122H49ZM197 121V123H195L196 121ZM203 120V121H202ZM204 120L206 121V122H204ZM220 122H219V121ZM237 120V121H236ZM239 120V121H238ZM249 120H251V121H249ZM253 120V121H252ZM261 120V121H260ZM227 121V122H226ZM229 121V122H228ZM232 121V122H231ZM38 122V121H37ZM36 122V123H37ZM47 122V123H48ZM52 121H50L49 123H48V125L51 123ZM200 122H203V124L202 123H200ZM208 122V123H207ZM213 122V123H212ZM260 122V123H259ZM40 123L38 124V126L40 125ZM46 123V122H45ZM47 123L45 124V125H47ZM196 125H195V124ZM223 123V124H222ZM230 123L231 124H236L234 127L233 126H231L230 125ZM243 123H245V125L243 124ZM248 123V124H247ZM252 123V124H251ZM5 125V122L3 123V122H1L0 121V127H4V125ZM54 124H56V123H54ZM207 124V125H206ZM227 124H229V125H227ZM241 124V125H240ZM249 124H251V125H249ZM3 125V126H2ZM45 126V128L46 127H51V125H49V126ZM213 125V126H214ZM227 125V127H225ZM44 126V124L42 125L41 124V126L40 127H43ZM54 125H52V127H53ZM238 126L240 127V129L238 128ZM51 127V128H52ZM44 128V127H43ZM198 128V129H199ZM224 128H225V130H224ZM48 129H50V128H48ZM220 129H222V130H220ZM227 129H229V130H227ZM216 130V131H217ZM232 130V131H231ZM196 131V130H195ZM198 132V131H197ZM24 133V132H23ZM190 133V132H189ZM191 138V137H190ZM188 140H189V138H187ZM172 143V144H171ZM171 143H166V144H168L169 146L170 145H176L175 143L176 142H171ZM163 145V146H168V145ZM161 147V146H160ZM158 148H159V146H158ZM150 149H153V148H150ZM155 149H157V148H154L153 150H155ZM150 151H152V150H150Z\"/></svg>", "mask_w": 264, "mask_h": 264}, {"label": "water", "instance_id": "95a60500", "mask_svg": "<svg viewBox=\"0 0 264 264\" xmlns=\"http://www.w3.org/2000/svg\"><path fill=\"white\" fill-rule=\"evenodd\" d=\"M256 222H264V217L160 224L101 235L4 240L0 241V264H264V255L254 251L262 247L264 252V234L221 250L213 245L207 250L204 245L209 230Z\"/></svg>", "mask_w": 264, "mask_h": 264}]
</instances>
